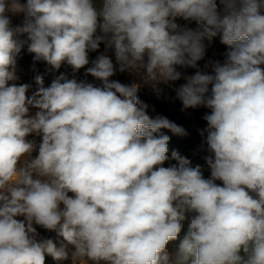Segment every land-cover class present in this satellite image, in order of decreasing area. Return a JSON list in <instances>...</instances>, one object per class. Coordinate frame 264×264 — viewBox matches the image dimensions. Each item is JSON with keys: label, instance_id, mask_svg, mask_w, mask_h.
Returning a JSON list of instances; mask_svg holds the SVG:
<instances>
[{"label": "clouds", "instance_id": "1", "mask_svg": "<svg viewBox=\"0 0 264 264\" xmlns=\"http://www.w3.org/2000/svg\"><path fill=\"white\" fill-rule=\"evenodd\" d=\"M219 5L0 0V264L68 259L64 242L73 264H264V0ZM218 36L229 50L205 65L209 74L197 62ZM101 43L120 72L169 87L184 79L174 88L183 108L210 110L200 130L210 178L177 151L164 166L170 137L161 130L188 133L151 117L138 84L110 80L117 68L106 54L85 72L98 86L61 74L45 88L37 75L28 97L29 84H9L25 45L35 60L79 71ZM189 67L195 74L178 71ZM37 226L62 237L59 246Z\"/></svg>", "mask_w": 264, "mask_h": 264}, {"label": "rangeland", "instance_id": "2", "mask_svg": "<svg viewBox=\"0 0 264 264\" xmlns=\"http://www.w3.org/2000/svg\"><path fill=\"white\" fill-rule=\"evenodd\" d=\"M22 3L26 2V0H21ZM218 7L219 0H217ZM94 4L97 9L102 6V0H94ZM23 15H12L11 21L12 25L15 27L17 25H21L23 22ZM102 22V20L100 21ZM176 22L181 26L187 25L189 27L195 28V22H187L182 18H177ZM21 39H26V36H22ZM206 43V52L205 56L202 60L198 61V68L202 71H206L211 74V68H205V65L209 61L219 60L223 62L225 59V53L229 50L228 46L222 44L220 42L219 36L214 38L212 42ZM106 54L110 59H112L114 66L117 68L116 73L110 77L112 81H119L123 84L130 85L132 83H136L139 85L138 89V98L146 103L148 107V114L151 117H155L156 115H162L167 117L170 121L176 123L179 126H182L188 135L179 136L173 134L171 131L167 129H162L161 132L170 137L169 140V160L165 162L164 166L168 167L173 164H176L177 161L171 158L172 151H177L182 157L187 158L190 161V166L195 167L197 165L200 166L202 174L205 179L211 177V170L206 163L204 157L208 154L206 151V144L204 140L206 138L207 133H205V137H201L200 130L207 128V122L203 119L205 114L210 113V110L205 107L200 108H188L184 109L182 103L176 98V93L174 88L179 87L181 84L185 83L184 79L173 82L172 86L169 87L164 84H158L156 82H145L143 80V72L142 70L138 73V75L125 71L120 72L119 65L116 62L114 49L105 50V45L101 43L99 49L95 52H89V65H86L85 68L80 69L79 71H74L73 68L68 65L66 62L61 65L59 69H54L50 65H48L43 60H35L33 53H29L27 50V45H25L19 54L16 56V69L15 74L17 79L15 81H10L9 84L15 83L17 85L20 84H29L30 88L26 95L31 97L33 93L38 90V85L35 82V77L40 75L43 77V86L45 88L49 87L53 80L59 77L61 74L65 75L67 78L71 79L75 77L77 80H86L95 85H99L100 81L96 80L90 74L85 75L87 67H91V61L95 60L97 56L100 54ZM264 67V66H262ZM197 69L194 68H178V71H181L184 75H193L195 74ZM141 77H140V76ZM157 88L160 89L157 92ZM38 109L30 108V115H34ZM159 135V134H157ZM28 140L35 141L37 146L41 142L42 137L37 134H30L27 137ZM38 154L37 151L32 153V156L35 157ZM216 183L221 184V181H216ZM71 195V194H70ZM37 232L39 233V237L42 239H52L54 242L59 243L63 240L62 237H59L55 231H46L39 226H37ZM66 244L67 251L69 253L68 259L57 261L54 260L51 256L45 257V264H73L72 260V252L75 251L73 245ZM179 241L173 242L169 245V249L175 250L178 246Z\"/></svg>", "mask_w": 264, "mask_h": 264}]
</instances>
